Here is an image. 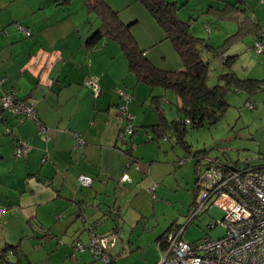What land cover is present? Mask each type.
<instances>
[{"label":"crops","instance_id":"obj_1","mask_svg":"<svg viewBox=\"0 0 264 264\" xmlns=\"http://www.w3.org/2000/svg\"><path fill=\"white\" fill-rule=\"evenodd\" d=\"M190 1L173 0L179 8L187 7L188 20L179 10L180 18L191 24L195 13L212 12L219 20L229 21L226 40L239 30V20L221 15L228 5H235L244 11L243 17L264 28L261 0ZM106 2L123 23L131 25L133 37L155 66L184 70L174 57L170 64L161 61L168 58L173 43L140 0ZM17 24L31 35L23 34ZM101 24L85 0H0V81L5 91L35 100L51 138L47 141L39 135L32 120L19 121L0 107V231L4 232L0 252L16 246L20 255L10 253L3 264H94L90 251L76 249L77 244L90 242L91 223L99 234H117L110 255L118 264V257L144 249V236L153 238L158 233L154 240L158 242L171 229L184 226L180 218L162 226L158 216L156 200L165 191L159 183L164 175L156 166L169 163L160 158L161 142L147 140L145 127L157 124L159 115L147 106L146 87L130 70L117 41L106 37L87 45ZM251 35L255 39L258 34ZM92 77L101 85L97 97L85 84ZM119 90L133 97L128 105L136 129L133 135L125 132L129 119L119 109L124 103ZM74 133L83 137L85 148H76ZM20 141L30 151L17 159ZM129 147L139 169L129 165L125 153ZM81 174L93 179L90 187L79 185ZM125 175L131 181H122ZM55 241L61 244L55 247Z\"/></svg>","mask_w":264,"mask_h":264},{"label":"rangeland","instance_id":"obj_2","mask_svg":"<svg viewBox=\"0 0 264 264\" xmlns=\"http://www.w3.org/2000/svg\"><path fill=\"white\" fill-rule=\"evenodd\" d=\"M211 1L219 3V0ZM191 3H189L190 6ZM207 7L208 4L205 8ZM184 8H180V16L188 20V12ZM205 12L206 10H202L199 15L195 13L196 18L190 24V32L196 37L206 39L211 45L219 47L226 42L225 32L231 31V26L227 24L226 27L229 21L219 20L212 12ZM253 43L254 38L250 34L243 39L230 42L227 46L229 49L224 55L204 52L205 60H210L207 83L210 87L218 84L220 74L227 71L225 66L227 56L238 54L239 59L232 70L240 78L257 77L262 82V87L254 92L242 90L231 92L227 98L229 107L224 116L214 125L187 126L182 144H176L174 138L160 143L162 151L160 158L162 162L167 161L169 165L166 163L156 166L164 175L159 183L163 185L165 191L164 195H158L156 200L159 203L158 216L163 219L162 226L180 218L181 226H186L182 238L188 243H198L206 237L218 239L226 232L225 227L220 224L225 217V212L213 204L214 198L206 203L197 216H193L201 203L200 188L196 190V185H199L196 182L198 176L195 172L198 168V159L200 158L202 167L207 160L217 158L235 163L241 168L264 166V52H256L252 48ZM161 45L162 43L158 46L159 49L163 48ZM169 48L168 58L163 60L161 57V61L170 64L174 57L183 63L173 44ZM143 85L147 89V106L149 104L153 106L154 115L158 117L157 108L159 107L169 121L184 117L179 109L181 100L174 92L162 87ZM149 118L150 115H147V119ZM193 154H198V158H194ZM192 216L193 220L190 219ZM211 221H219V224L209 229L207 224ZM157 234L153 238L144 236L142 239L145 244L144 249L133 252L132 255L129 254L130 256L118 257L117 263L144 264V259L153 260L152 263L159 261L161 253L158 242L154 241ZM0 235L4 236L2 230ZM60 242L57 244L55 241L54 246L57 247L61 244Z\"/></svg>","mask_w":264,"mask_h":264},{"label":"built area","instance_id":"obj_3","mask_svg":"<svg viewBox=\"0 0 264 264\" xmlns=\"http://www.w3.org/2000/svg\"><path fill=\"white\" fill-rule=\"evenodd\" d=\"M17 28L26 36L30 35L26 27L17 24ZM252 48L258 53L264 52V30L254 39ZM85 84L93 89L96 97L99 95L101 85L98 78L92 77ZM119 95L124 102L119 109L131 119L128 105L133 97L124 90H119ZM0 105L19 121L32 120L38 134L47 141L51 140L49 129L38 118L35 101L19 98L13 90L5 91L3 80L0 81ZM126 130L132 134L133 125L128 124ZM151 138L148 135V139ZM74 139L76 148H85L86 143L79 133H74ZM164 139H167V135H164ZM29 151L30 146L20 141L14 156L22 159ZM129 165L139 169L137 162L131 158ZM77 180L83 187H90L93 183V179L84 174L79 175ZM122 181H131V178L125 175ZM198 183L201 203L194 217L214 198L213 204L225 212L220 222L226 229L225 234L218 239L206 237L201 242L188 243L182 238L186 226L170 231L158 242L161 258L157 264H264V166L241 168L233 163L209 159L199 172ZM217 224L219 221H211L207 227L211 229ZM95 227V224L89 225L90 242L87 245L79 243L76 249L90 251L95 264H113L110 249L116 245L118 236L114 233L99 234Z\"/></svg>","mask_w":264,"mask_h":264},{"label":"trees","instance_id":"obj_4","mask_svg":"<svg viewBox=\"0 0 264 264\" xmlns=\"http://www.w3.org/2000/svg\"><path fill=\"white\" fill-rule=\"evenodd\" d=\"M140 1L162 27L167 39L173 43L174 48L179 53L184 63V70H163L155 66L144 54L145 52L139 47L137 41L133 37L131 25L123 23L118 13L110 8L106 0H85L87 7L91 10H95L102 21L101 27L88 38L87 45L91 47L98 44L106 37L117 41L127 56L129 68L137 77L138 82L150 87H162L166 90H171L180 98L182 104L179 109L184 114V117L169 121L164 111L158 107L159 122L155 125L145 127L148 131V141L156 140L157 142H161L174 138L177 144H182L184 142L183 137L187 126L193 125L199 127L214 125L224 116L229 107L227 98L231 92H240L241 90L254 92L262 87V82L260 80L241 79L236 72L232 70L238 58L236 54L227 56L225 60L227 71L220 74L219 83L214 87L208 86L207 83L210 60H205L204 52L224 55L229 49L227 46L230 42L243 39L249 34L259 35L264 30V28L261 29L259 25L253 23L247 16L243 17L242 14H244V11L242 12L235 7V5H228L227 8L221 10V15L223 17L239 20V30L230 36L225 43L219 45V47H215L208 43L206 39L196 37L190 32V23L180 18V8L177 6L176 2L169 0ZM261 2L264 3L262 0ZM17 97L19 96L17 95ZM187 120L190 122H186ZM128 124H132V117L129 119L127 125ZM133 129L134 131L132 134H129L127 130L125 132H127V135H133L136 131L134 126ZM148 135H151L152 138L148 139ZM164 135H167V139H164ZM125 153L137 162L133 156L132 147L126 149ZM193 157L198 158V154H193ZM198 160V168L196 169L197 176H199V172L202 168V165H200V158ZM216 160L225 164L231 163L229 161H222L218 158ZM233 164L236 165L235 163ZM196 182L198 183V178ZM196 186L198 189L199 186ZM180 229L181 227L178 229H171L170 231H177ZM166 234L167 233L162 235L158 239V242ZM10 253L20 256L17 252V247L10 246L0 252V264L8 262Z\"/></svg>","mask_w":264,"mask_h":264},{"label":"water","instance_id":"obj_5","mask_svg":"<svg viewBox=\"0 0 264 264\" xmlns=\"http://www.w3.org/2000/svg\"><path fill=\"white\" fill-rule=\"evenodd\" d=\"M84 221H86V219H83Z\"/></svg>","mask_w":264,"mask_h":264}]
</instances>
